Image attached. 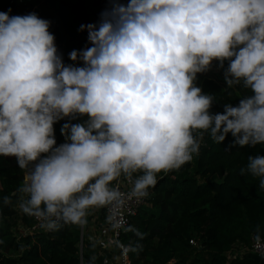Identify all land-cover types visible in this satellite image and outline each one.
Returning <instances> with one entry per match:
<instances>
[{"label":"clouds","instance_id":"9594fccd","mask_svg":"<svg viewBox=\"0 0 264 264\" xmlns=\"http://www.w3.org/2000/svg\"><path fill=\"white\" fill-rule=\"evenodd\" d=\"M109 3L98 25H81L91 47L69 54L83 67L64 65L49 21L0 12V156L25 170L19 208L46 230L123 204L112 186L121 178L129 199L148 196L206 133L218 144L230 134V148L264 145V0ZM214 60L228 62L227 88L251 92L215 114V97L194 83ZM65 119L56 146L53 125ZM240 174L264 189V156H249Z\"/></svg>","mask_w":264,"mask_h":264},{"label":"trees","instance_id":"16d2710c","mask_svg":"<svg viewBox=\"0 0 264 264\" xmlns=\"http://www.w3.org/2000/svg\"><path fill=\"white\" fill-rule=\"evenodd\" d=\"M105 8V0H0V12L9 16L35 13L49 21V32L66 66L74 64L69 59L73 50L79 53L91 47L81 25L93 24ZM74 66L83 64L77 61ZM227 67V61L219 68L214 60L207 72L197 74L195 86L215 97L210 109L213 114L222 113L224 104L236 106L251 95L242 84L227 88L224 77L215 71ZM68 122L53 125L56 146L65 142L61 127ZM81 122L83 118L71 121ZM194 135L198 137L199 131ZM232 143L230 134L218 144L206 133L190 162L157 175L145 205L120 238L129 246L132 264H166L170 260L174 264L262 263L252 254L227 258L230 250L247 248L250 236L264 241V189L259 178L240 174L249 156H264V145L230 148ZM24 173L15 157L0 156V264H105V250L86 237L79 248V225L61 223L56 230L15 235L16 228L33 223L32 216L19 208ZM5 197L9 204L4 203Z\"/></svg>","mask_w":264,"mask_h":264},{"label":"built area","instance_id":"2783aa9c","mask_svg":"<svg viewBox=\"0 0 264 264\" xmlns=\"http://www.w3.org/2000/svg\"><path fill=\"white\" fill-rule=\"evenodd\" d=\"M106 1V8H110L111 5L109 0ZM119 3L126 5L125 0H119ZM104 9V10H105ZM100 16L93 23L94 25H98L100 22ZM87 40H88V32H87ZM89 42V41H88ZM25 175V173H24ZM117 187L119 191L125 194L124 202L121 205H106L102 207L92 208L94 212L91 214L95 216V210L98 209V220L99 216H102V221H91L92 228L88 231L89 233L86 235V239L97 245L99 249L106 250V254L113 255L115 257V264H132L129 257V246L125 242H123L120 238L124 233L126 226L132 217L136 215L138 210L145 205L146 197L137 199L135 197L129 199L128 193H130L132 185L121 178L118 181H114L113 185ZM33 223L31 226L23 228L24 233H28L31 231H37L39 229L46 230L41 226L42 221L38 220L35 217H32ZM99 222V223H97ZM102 222V223H101ZM79 248L81 247L82 237H83V228L82 225L79 226ZM192 243V241H189ZM243 249V248H242ZM241 250V249H240ZM250 254L254 255L256 258L262 260L264 262V241L258 236H250L249 238V246L246 248ZM104 256V257H105ZM105 264L107 263V259L104 260ZM166 264H174L173 261H168Z\"/></svg>","mask_w":264,"mask_h":264},{"label":"rangeland","instance_id":"374dc122","mask_svg":"<svg viewBox=\"0 0 264 264\" xmlns=\"http://www.w3.org/2000/svg\"><path fill=\"white\" fill-rule=\"evenodd\" d=\"M215 71L217 72V74L219 76H223L224 77V72L225 71H220L218 69H215ZM194 83L196 85L197 84V80H195ZM93 208H96V207H93ZM95 211H96L95 212V216H93L91 214L94 212V210L92 208L88 210V213H87V215L85 217V223L82 225V228H83V237H86V235L89 233L88 231L90 230V228H92L91 221H95V220L96 221H99V220L102 221V219H99L98 220V214H97L98 213V209H96ZM97 223H99V222H97ZM24 232L25 231L24 230H21V228H16V230H15L14 233H15V235H17V234L22 235V234H25ZM106 250L104 251V256H105ZM99 253L102 255V253L100 251H99ZM241 254H249L250 255L249 251H247L246 248H243L241 250L240 249H238V250H230L227 253V258H231V257H233V255H241ZM105 259H107V261H108L107 263H109V264H115V257L113 255H111V253L110 254H106ZM258 260H260V259H258ZM260 261L262 262L260 264H264V262L262 260H260Z\"/></svg>","mask_w":264,"mask_h":264},{"label":"water","instance_id":"95a60500","mask_svg":"<svg viewBox=\"0 0 264 264\" xmlns=\"http://www.w3.org/2000/svg\"><path fill=\"white\" fill-rule=\"evenodd\" d=\"M24 176H25V175H23V179H24ZM79 231H80V230H79Z\"/></svg>","mask_w":264,"mask_h":264}]
</instances>
